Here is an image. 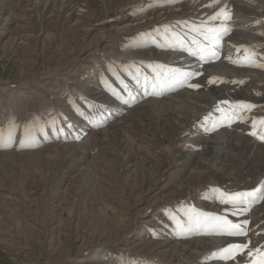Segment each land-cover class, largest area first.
Wrapping results in <instances>:
<instances>
[{
    "label": "rangeland",
    "instance_id": "374dc122",
    "mask_svg": "<svg viewBox=\"0 0 264 264\" xmlns=\"http://www.w3.org/2000/svg\"><path fill=\"white\" fill-rule=\"evenodd\" d=\"M126 1L0 0V264H208L209 252L263 232L264 214L255 212L264 200L232 218L257 223L247 237L222 238L195 223L182 228L219 209L231 214L215 190L249 191L264 180V141L250 134L252 122L264 119V102H254L252 113L219 102L239 94L252 102L253 89L264 94V0L242 1L259 12L245 14L241 27L252 28L251 36L239 43L229 40L241 14L231 0H130L125 8ZM181 6L189 13L168 15ZM222 8L231 19L219 43L242 44L244 62L220 61L233 75L197 68L189 78L199 87L177 91L210 94L216 80L223 95L178 121V112L154 103L171 94L162 91L156 64L168 49L141 47L139 32L159 34V23L174 20V30H185L196 16L195 27L211 35L208 29L220 28L211 18ZM135 18L147 20L135 25ZM70 88L73 101L62 98ZM233 113L240 119L224 122ZM219 134V144L205 150ZM202 238L216 244L199 248Z\"/></svg>",
    "mask_w": 264,
    "mask_h": 264
},
{
    "label": "snow or ice",
    "instance_id": "6c2138e0",
    "mask_svg": "<svg viewBox=\"0 0 264 264\" xmlns=\"http://www.w3.org/2000/svg\"><path fill=\"white\" fill-rule=\"evenodd\" d=\"M220 17H223L224 20L231 19L230 13L223 8L211 19L215 20ZM192 30L194 32L200 31V29L196 27H194ZM228 31L229 29L226 27L210 28L208 29V33H211V35H208L206 33H201V34L204 35L205 39H210L213 41V43L218 44L220 42L221 36L227 34ZM179 38L182 40V37ZM200 54L202 60L206 59L208 55L218 58V54L214 49H209L208 51H206L204 48H201ZM192 75L194 74L185 73L184 79L187 80ZM209 82L215 83L216 80H210ZM233 83H235V81H233ZM240 83H243V81H241ZM188 86L193 88L199 87V85L197 84H189ZM240 107L250 110L251 108L254 107V105L245 104V105H241ZM220 111L224 112L225 110L220 109ZM223 119L224 122L231 125L232 122H234L236 119H240V117L237 114L233 113L232 115L225 114ZM258 127H259V131L257 130ZM250 134L252 136H256L261 141H264V119H260L259 121L252 122V130ZM9 139H11V136H9ZM215 191L219 193L217 199H219L220 203L225 205H231L232 209H234L231 211V215L236 216L238 214H242L250 211L253 203H257L261 200H264V181H261V183L256 188L251 189L249 191L232 192V193L224 192L219 189ZM245 204L247 205V207H238L240 205H245ZM228 211L229 209H225L226 213ZM248 223L249 221L247 219L243 220L242 223H237L229 219L227 214L215 215L211 213L203 214L202 220L200 218H197L195 220V225L197 228L201 226L210 227L217 234L230 236V237H237V236L247 237L248 230L246 228V225H248ZM238 256L239 257L246 256L247 257L246 264H264V245L253 246L251 240H246L243 243H230L226 247L219 249L218 252L212 254L213 258H218L222 261H231L232 264H236Z\"/></svg>",
    "mask_w": 264,
    "mask_h": 264
},
{
    "label": "bare ground",
    "instance_id": "6f19581e",
    "mask_svg": "<svg viewBox=\"0 0 264 264\" xmlns=\"http://www.w3.org/2000/svg\"><path fill=\"white\" fill-rule=\"evenodd\" d=\"M5 1V0H4ZM91 1V0H90ZM129 1L130 0H127L126 2H125V8H126V5H128V3H129ZM242 1L243 0H231V2H233L234 4H235V7H236V9H237V11L238 12H240L241 14H240V16L239 17H237L236 16V21H237V25H239V28H237L235 31H234V33L230 36V41H233V42H236V43H239V42H242L244 39H246V38H249L250 36H251V31H252V28H249V29H247V28H243V27H241L245 22H247L246 20H244V17H245V14H247V13H250V12H252L253 13V11L255 10V12L253 13V15H256V13H258L259 12V10H257V9H255L254 8V6L253 5H251V4H249V3H242ZM50 2H52V1H50ZM138 2V1H137ZM117 3L118 4H120L118 1H117ZM6 5V4H5ZM189 7L191 8V9H194V6H192V5H189ZM88 8V7H87ZM122 8V7H121ZM183 8V6H181L180 8L179 7H177V8H173V9H171L170 10V12H169V14L168 15H170V14H176V15H178V16H180V15H184V14H188L189 12L188 11H186V10H183L182 9ZM91 10L95 13L96 11H94L95 9H93V8H91ZM120 11H122V10H120ZM119 11V13H122L121 15H123V14H125V11H122V12H120ZM92 12V14H94ZM150 12V11H149ZM155 14V13H154ZM167 15V16H168ZM119 16V15H118ZM105 17V16H104ZM107 19H106V21H109V20H113V19H115L116 18V15H113V16H110V17H106ZM168 17H166L165 19H167ZM127 19H129V17L127 18ZM147 20V19H146ZM146 20L145 21H143V22H138L137 21V19L135 18L133 21H136L135 22V25H137V24H141V23H146ZM250 20V19H249ZM127 23H129L128 21H127ZM125 24V23H124ZM126 25H128V26H133L132 24H126ZM119 31H121V32H126V31H123L124 29H118ZM127 33V32H126ZM116 39L114 38L113 39V41H115ZM141 54H142V52H141ZM165 54H166V57H164V58H159L160 60H166V59H168V58H170L171 56H173L172 55V53L171 52H169V51H165ZM157 59H158V57H156ZM208 63H211V64H207V66H206V69H209V71L210 72H217V71H221V72H223V73H226V74H228V75H233V74H236V72L234 71L235 70V68H233L232 66H229V65H226V64H224V63H221V62H212V61H209ZM223 95V93L221 92V89L218 87V88H212L211 89V92H210V94H207L206 92H189V91H187V90H179V91H175V92H173V93H171V94H168V95H164L160 100H154V103L155 104H159L160 105V108H161V111L160 112H162V111H165V109H162L164 106H166V108L167 109H170L171 110V112L170 113H173V115H174V113L175 112H178V115H177V118H178V121L180 120V117L181 116H184V115H186V113L188 112V110L189 109H191V111H192V109H195V112H193V113H187V115H191V114H195V113H197V110L198 111H203V109L205 108V107H207V105L208 104H211V102H213L214 101V99L216 98V97H220V96H222ZM176 96H179L180 98H183L184 100L183 101H179V100H177L175 97ZM178 98V97H177ZM152 99H157V98H152ZM148 104H150V103H148ZM155 104H153L152 106H151V108H153V106H155ZM202 104V105H201ZM179 107H183V110L184 111H182V112H180L179 110H178V108ZM186 108V109H185ZM202 109V110H201ZM169 111V110H168ZM166 113V112H165ZM169 113V112H168ZM128 114V113H127ZM155 116V115H154ZM171 116V115H170ZM126 117V116H125ZM124 117V118H125ZM185 121V120H184ZM183 122V121H182ZM181 122V123H182ZM179 123V122H178ZM184 123V122H183ZM168 126V125H167ZM169 128V127H168ZM160 129V128H159ZM184 129V128H183ZM163 130V129H162ZM171 130V129H170ZM172 132V131H171ZM239 135V134H238ZM216 137H212V138H210L208 141H207V143H206V146H205V150H207V151H210V150H212V149H214L215 148V146H216V144L220 141V139H221V137H224V136H221L220 134L219 135H215ZM235 136V135H234ZM113 137H114V135H113ZM238 138V137H237ZM113 139H115V138H113ZM223 139V138H222ZM118 143H119V141H117ZM219 144V143H218ZM220 145H222V144H220ZM110 147V146H109ZM228 150V149H227ZM74 151V150H73ZM75 151H76V149H75ZM230 151V150H229ZM75 153V152H74ZM82 153V150H78V151H76V154H77V156H79L80 154ZM123 152H120V154H122ZM218 154H220V152L218 153ZM76 156V155H75ZM231 157V156H230ZM203 158H205V157H203ZM75 159V158H74ZM229 159V158H228ZM202 160V162H204L203 161V159H201ZM206 160V159H205ZM220 164V163H219ZM90 168H91V164L90 163H88V164H86V166L85 167H81V172L82 173H85V172H87L88 170H90ZM205 173V172H204ZM216 174H218L217 172H216ZM259 175V174H258ZM263 174H260L259 176H262ZM230 177H228L227 179H229ZM226 179V178H225ZM223 180V181H218L217 183H225L226 182V180ZM199 184L200 183H204V184H206V183H209V182H205V181H200V182H198ZM198 183H197V185H198ZM212 183V182H211ZM195 189H193V191H194ZM256 208V207H255ZM256 214H258V213H262V214H264V201L262 202V204L257 208V210H256V212H255ZM197 244H198V246H199V248L201 247V248H204V247H212L213 245H215L216 244V241H214V239H212V238H202V239H198L197 240Z\"/></svg>",
    "mask_w": 264,
    "mask_h": 264
}]
</instances>
